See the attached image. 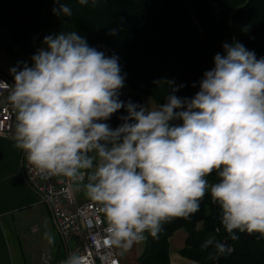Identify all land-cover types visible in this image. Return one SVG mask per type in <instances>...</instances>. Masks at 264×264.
<instances>
[{"label":"clouds","instance_id":"1","mask_svg":"<svg viewBox=\"0 0 264 264\" xmlns=\"http://www.w3.org/2000/svg\"><path fill=\"white\" fill-rule=\"evenodd\" d=\"M52 3L53 15L72 16L63 0ZM222 49L192 83V96L177 95L185 85L165 80L164 102L150 107L120 98L127 73L117 54L77 31L45 35L29 60L9 68L11 83L0 78L15 111L13 146L42 179L64 178L96 204L104 245L121 252L158 239L178 218L190 220L210 195L227 236L200 247L212 249L213 261L226 257L237 233L264 237V56L238 41ZM44 238L54 243L51 233ZM61 264L88 258L75 251Z\"/></svg>","mask_w":264,"mask_h":264},{"label":"trees","instance_id":"2","mask_svg":"<svg viewBox=\"0 0 264 264\" xmlns=\"http://www.w3.org/2000/svg\"><path fill=\"white\" fill-rule=\"evenodd\" d=\"M63 2L72 8L70 18L53 15L52 0H0V34L13 65L29 60L45 35L77 31L91 46L118 55L127 73L122 100L142 104L145 97L159 105L168 91L165 80L185 85L177 95L192 96L198 90L192 83L213 67L224 42L238 41L258 58L264 56V0H98L95 7ZM112 28L116 35H109ZM122 113L109 121L113 127ZM208 179L215 182V174ZM218 213L206 194L190 220L178 218L164 226L158 239L149 236L137 263L169 264V239L183 229L187 235L178 253L184 258L198 264H264V237L259 234L237 233L239 239H228L230 255L209 259L212 249L202 250L203 241L227 236Z\"/></svg>","mask_w":264,"mask_h":264},{"label":"crops","instance_id":"3","mask_svg":"<svg viewBox=\"0 0 264 264\" xmlns=\"http://www.w3.org/2000/svg\"><path fill=\"white\" fill-rule=\"evenodd\" d=\"M11 66L13 62L5 52L0 34V73L12 82ZM4 100L0 97V104ZM14 131L6 137L0 136V264H33L41 253L63 258L66 247L49 206L25 184L21 169L23 152L13 146ZM76 197L78 203L85 198L82 193ZM181 231L177 230L169 239V264H198L179 255L187 235ZM45 232L51 233L54 243L44 238ZM177 233H181V243L172 251L171 240ZM141 253L137 244L124 252L116 249L121 264H138Z\"/></svg>","mask_w":264,"mask_h":264},{"label":"built area","instance_id":"4","mask_svg":"<svg viewBox=\"0 0 264 264\" xmlns=\"http://www.w3.org/2000/svg\"><path fill=\"white\" fill-rule=\"evenodd\" d=\"M0 78L11 83L1 73ZM0 97L5 98L0 104V136L6 137L15 130V111L7 101V93L0 94ZM21 169L27 187L49 206L66 247L63 258L41 253L38 262L33 264H61L69 253L75 251L86 256L88 264H121L116 249L103 243L105 224L96 204L86 198L78 203L74 190L69 187L70 182L64 178L42 179L28 164L24 154Z\"/></svg>","mask_w":264,"mask_h":264},{"label":"rangeland","instance_id":"5","mask_svg":"<svg viewBox=\"0 0 264 264\" xmlns=\"http://www.w3.org/2000/svg\"><path fill=\"white\" fill-rule=\"evenodd\" d=\"M124 90H126V88H124ZM142 104H149L150 107H157L158 105L155 104L153 101H151L149 98H145L143 97L142 98ZM75 195H79V193H82V192H75ZM83 194V193H82ZM79 200V199H78ZM182 233H186L185 230L181 229ZM184 239V238H183ZM181 243V233H177L171 240V250L174 251V249L176 248L177 245H179ZM144 244L145 242H141V243H138L137 246H138V250L140 251H143L144 249Z\"/></svg>","mask_w":264,"mask_h":264}]
</instances>
